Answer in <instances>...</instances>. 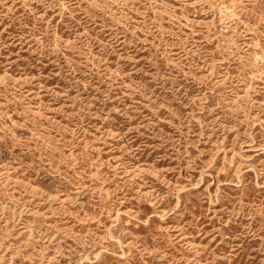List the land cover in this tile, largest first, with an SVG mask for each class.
<instances>
[{
  "label": "rangeland",
  "instance_id": "1",
  "mask_svg": "<svg viewBox=\"0 0 264 264\" xmlns=\"http://www.w3.org/2000/svg\"><path fill=\"white\" fill-rule=\"evenodd\" d=\"M0 264H264V0H0Z\"/></svg>",
  "mask_w": 264,
  "mask_h": 264
}]
</instances>
